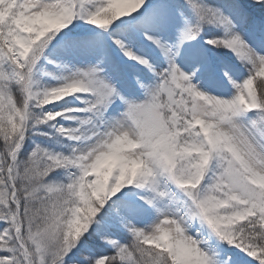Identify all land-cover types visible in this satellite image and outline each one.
I'll use <instances>...</instances> for the list:
<instances>
[{"label": "snow or ice", "instance_id": "1", "mask_svg": "<svg viewBox=\"0 0 264 264\" xmlns=\"http://www.w3.org/2000/svg\"><path fill=\"white\" fill-rule=\"evenodd\" d=\"M0 264H264V0H0Z\"/></svg>", "mask_w": 264, "mask_h": 264}]
</instances>
